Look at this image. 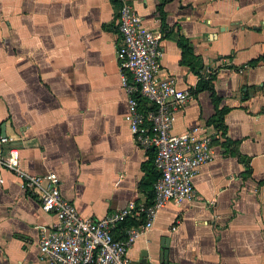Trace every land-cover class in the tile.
<instances>
[{
  "label": "crops",
  "instance_id": "crops-1",
  "mask_svg": "<svg viewBox=\"0 0 264 264\" xmlns=\"http://www.w3.org/2000/svg\"><path fill=\"white\" fill-rule=\"evenodd\" d=\"M127 1L162 32L158 73L179 87L212 76L217 104L227 106L224 130L206 121L214 106L205 87L175 110L172 131H213L211 156L193 176L196 195L162 204L128 256L133 264H264V0ZM117 4L0 0V132L3 124L12 136L0 152L12 144L25 170H54L83 216L145 200L137 186L145 149L124 118ZM179 35L197 71L181 60ZM226 137L245 162L224 152ZM0 178V264H48L37 241L54 214L4 166Z\"/></svg>",
  "mask_w": 264,
  "mask_h": 264
},
{
  "label": "built area",
  "instance_id": "built-area-1",
  "mask_svg": "<svg viewBox=\"0 0 264 264\" xmlns=\"http://www.w3.org/2000/svg\"><path fill=\"white\" fill-rule=\"evenodd\" d=\"M116 28L115 54L127 98L124 118L134 142L144 149L154 148L153 164L159 174L153 182V196L149 202L129 200L99 217L83 216L74 202L61 193L54 170H25L19 164L18 148L6 145L0 152V166L9 169L19 185L38 199L41 208L55 216L37 241L38 256L48 264H133L127 247L150 226L162 204L196 195L193 176L211 156L212 130L200 124L178 132L171 130L175 110L192 98L193 90L177 86L169 74L158 73L160 29L144 25L127 0H118ZM140 96L148 107H138ZM11 140V135L0 133V143ZM126 217L136 222L120 224ZM176 222L178 217L171 227Z\"/></svg>",
  "mask_w": 264,
  "mask_h": 264
},
{
  "label": "trees",
  "instance_id": "trees-1",
  "mask_svg": "<svg viewBox=\"0 0 264 264\" xmlns=\"http://www.w3.org/2000/svg\"><path fill=\"white\" fill-rule=\"evenodd\" d=\"M177 42L181 47V60L188 61L192 69H195L197 71V69L193 67V64L191 62L192 58H194L195 56L192 54L190 50V46H188L187 39L183 37L182 35H179L177 38ZM211 79H212V76L207 77V78L199 76L194 87H192V90L193 92H195L204 87L210 90L211 101L214 106V111L207 117L206 121L212 122L214 126L224 130L225 124L223 123V114L227 110V106H218L217 102H218L219 96L214 91ZM148 106L149 105H146L145 98L141 96L138 97V107L140 109H144ZM235 142H236L235 139L232 140L226 137L222 142L224 146V152L233 153L237 156L239 160H242L245 162L246 161L245 156L242 155L235 146H230L233 143L235 144ZM145 155H146L145 158L140 163L143 173L141 177L139 178L137 186H138V189L142 193H144L145 201L149 202L151 201V198L153 196V182L157 178L159 172L153 164L154 148L152 146L145 148ZM135 222L136 220L126 217L120 224H128V223H135ZM116 235L117 233L114 232V236Z\"/></svg>",
  "mask_w": 264,
  "mask_h": 264
},
{
  "label": "water",
  "instance_id": "water-1",
  "mask_svg": "<svg viewBox=\"0 0 264 264\" xmlns=\"http://www.w3.org/2000/svg\"><path fill=\"white\" fill-rule=\"evenodd\" d=\"M1 134H4V130H3V124H1ZM164 249L160 250L159 254L161 258H165L166 255V242H164Z\"/></svg>",
  "mask_w": 264,
  "mask_h": 264
}]
</instances>
